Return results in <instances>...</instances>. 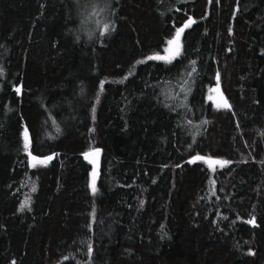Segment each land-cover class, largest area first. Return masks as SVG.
<instances>
[{"label":"trees","instance_id":"obj_1","mask_svg":"<svg viewBox=\"0 0 264 264\" xmlns=\"http://www.w3.org/2000/svg\"><path fill=\"white\" fill-rule=\"evenodd\" d=\"M0 69V264H264V0H0Z\"/></svg>","mask_w":264,"mask_h":264},{"label":"snow or ice","instance_id":"obj_2","mask_svg":"<svg viewBox=\"0 0 264 264\" xmlns=\"http://www.w3.org/2000/svg\"><path fill=\"white\" fill-rule=\"evenodd\" d=\"M195 23V21L189 17V19L184 23V25L180 28H177L176 30V34H175V37L171 40L168 41V44H169V48L166 49L165 51L169 53L168 56H153V57H148V59H162V60H165L167 62H170L171 59L175 58L176 56H178L180 54V49H181V35L182 33L184 32L185 29H187L188 27L191 26V24ZM109 24H104L103 25V28L101 30V35H104L105 33H107L109 31ZM193 65L195 64V62L193 61L192 62ZM195 67H193L192 69V72H195ZM2 69H0V74H2ZM189 76L192 75V73H189L188 74ZM103 81L101 82V89L103 88ZM16 92L19 94L21 92V88L20 87H17L16 89ZM212 91H219V73L217 74V87L216 89H213ZM221 102L218 103L216 106L218 108L220 107H223V108H230V104L228 103V101L226 99L223 98V95L221 94ZM206 123V122H205ZM24 137H25V149L27 150L28 147H29V139H28V131L27 129H25L24 131ZM99 152L100 150L99 149H94L93 151L91 152H88V153H85V158H89L91 156H95L98 158L99 156ZM29 155H31V153H29ZM51 159H53V156H47V157H44L42 160L33 156L32 157V161H34V163L32 164L33 167H35L37 164H46L48 161H50ZM205 161L206 163H208L209 167L210 168H213L214 170V166H219V167H224L226 166L227 164L231 163L230 161H227V160H221V159H214L212 157H204V156H201L199 154H197L196 156H194L192 158L191 161L189 162H195V161ZM93 164H94V168H93V172H92V178H91V182H90V188L92 190L93 193L96 192V176H97V171H96V160H92L91 161ZM214 184V182H213ZM32 191H36V188H35V185H33L32 187ZM215 193V189L213 188V194ZM141 205H143V201L140 202ZM30 204V198H26L20 205V210H23L25 208H27ZM247 223H250V224H255V217H253L252 219L248 220ZM88 253L89 255H91L92 253V245L89 244L88 245ZM13 264H15V262L13 261Z\"/></svg>","mask_w":264,"mask_h":264},{"label":"rangeland","instance_id":"obj_3","mask_svg":"<svg viewBox=\"0 0 264 264\" xmlns=\"http://www.w3.org/2000/svg\"><path fill=\"white\" fill-rule=\"evenodd\" d=\"M172 39V37H170L168 40H167V42H166V44H165V46H164V48H163V51L159 54V56H168L169 55V53L168 52H166L165 50L166 49H168L170 46H169V44H168V41L169 40H171ZM157 56V55H156ZM216 87L217 86H213V87H211V92H210V94H209V98L215 103V104H218V103H220L221 102V99H220V97H221V95H220V93H219V91H212L213 89H216ZM22 138H23V142H24V135H22ZM91 178H92V173H91V176H90Z\"/></svg>","mask_w":264,"mask_h":264},{"label":"water","instance_id":"obj_4","mask_svg":"<svg viewBox=\"0 0 264 264\" xmlns=\"http://www.w3.org/2000/svg\"><path fill=\"white\" fill-rule=\"evenodd\" d=\"M188 20V19H187ZM186 20V21H187ZM185 21V22H186ZM184 22V23H185ZM184 23H183V25H184ZM183 25H181L180 27H182ZM179 27V28H180ZM175 34H176V32H175ZM175 34H174V36H173V38L175 37ZM172 38V39H173ZM94 149H98V148H96V147H94V148H91V149H88V150H86L84 153H83V155L85 154V153H88V152H91V151H93ZM84 157H85V155H84ZM87 160L90 162V164H91V166H92V169L94 168V164L91 162L92 160H96V165H95V167H96V169H97V167H98V163H99V156H98V158L97 157H95V156H91V157H89V158H87Z\"/></svg>","mask_w":264,"mask_h":264}]
</instances>
